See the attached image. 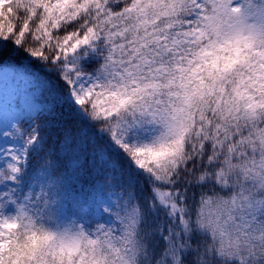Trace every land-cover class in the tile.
Here are the masks:
<instances>
[{
	"label": "snow or ice",
	"instance_id": "obj_1",
	"mask_svg": "<svg viewBox=\"0 0 264 264\" xmlns=\"http://www.w3.org/2000/svg\"><path fill=\"white\" fill-rule=\"evenodd\" d=\"M0 264H264V0H0Z\"/></svg>",
	"mask_w": 264,
	"mask_h": 264
}]
</instances>
